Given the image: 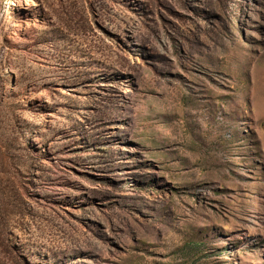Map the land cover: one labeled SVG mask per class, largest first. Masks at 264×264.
I'll use <instances>...</instances> for the list:
<instances>
[{"label":"rangeland","instance_id":"1","mask_svg":"<svg viewBox=\"0 0 264 264\" xmlns=\"http://www.w3.org/2000/svg\"><path fill=\"white\" fill-rule=\"evenodd\" d=\"M0 264H264V0H0Z\"/></svg>","mask_w":264,"mask_h":264}]
</instances>
